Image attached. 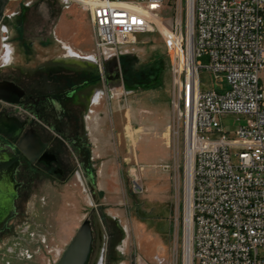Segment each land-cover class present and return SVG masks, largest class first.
Returning <instances> with one entry per match:
<instances>
[{"label": "rangeland", "instance_id": "374dc122", "mask_svg": "<svg viewBox=\"0 0 264 264\" xmlns=\"http://www.w3.org/2000/svg\"><path fill=\"white\" fill-rule=\"evenodd\" d=\"M165 2L172 5L174 0ZM67 5L64 0H9L8 18L0 25L2 74L17 67L27 70L30 75L25 73L24 79L31 78V84L41 89H55V77L66 70L92 81L76 108L89 141L92 187L76 167L64 183L44 193L46 204L37 201L31 217L42 226L38 240H45L36 243L40 250L36 259L16 263L54 264L82 220L89 218L93 241L88 264H185L186 159L165 41L158 30L148 31L137 34L133 43L98 55L92 48L88 13L74 12ZM57 38L85 54L71 50L68 58L83 60L68 62L66 68L65 63H55V55L65 54ZM11 47L15 57L9 63ZM198 60L206 63L208 57ZM145 73L155 74V79ZM200 80L202 86L209 83L218 90L226 86L224 78H211L204 68ZM237 116L227 113L219 118L233 130L242 121ZM232 160L236 161L233 154ZM2 254L0 248V264H5Z\"/></svg>", "mask_w": 264, "mask_h": 264}, {"label": "built area", "instance_id": "2783aa9c", "mask_svg": "<svg viewBox=\"0 0 264 264\" xmlns=\"http://www.w3.org/2000/svg\"><path fill=\"white\" fill-rule=\"evenodd\" d=\"M64 1L88 13L98 55L148 31L165 41L189 161L190 264H264V0ZM202 68L224 89L202 86ZM227 113L241 115L233 130Z\"/></svg>", "mask_w": 264, "mask_h": 264}, {"label": "flooded vegetation", "instance_id": "af4514ba", "mask_svg": "<svg viewBox=\"0 0 264 264\" xmlns=\"http://www.w3.org/2000/svg\"><path fill=\"white\" fill-rule=\"evenodd\" d=\"M7 18L4 11L2 21ZM5 30L9 32L8 24H5ZM10 49L9 63L15 57L14 48ZM53 60L58 65L65 63V68L70 61L65 55H55ZM25 73L29 74L18 67L12 73L0 72V148L10 153L15 162L13 212L0 229V248H3L5 264H10V260L11 264H17V260L32 261L38 255L40 250L36 243L45 238L38 240V230L42 226L35 224L31 216L36 213L32 209L37 201L42 206L46 204L44 193L55 190L78 168L86 184L92 187L89 141L85 123L76 112L84 102V93L92 87V81L87 80V87L83 88L80 76L67 74L66 70L55 77V89H41L31 84V78L24 79ZM20 143L26 145L29 153L20 147ZM84 151L87 153L83 154ZM30 225L34 229H29Z\"/></svg>", "mask_w": 264, "mask_h": 264}, {"label": "water", "instance_id": "95a60500", "mask_svg": "<svg viewBox=\"0 0 264 264\" xmlns=\"http://www.w3.org/2000/svg\"><path fill=\"white\" fill-rule=\"evenodd\" d=\"M9 0H0V22ZM20 147L29 153L25 144ZM15 162L10 153L0 148V229L13 212L15 183L12 177ZM93 231L89 218H84L65 245L54 264H88L92 252Z\"/></svg>", "mask_w": 264, "mask_h": 264}, {"label": "bare ground", "instance_id": "6f19581e", "mask_svg": "<svg viewBox=\"0 0 264 264\" xmlns=\"http://www.w3.org/2000/svg\"><path fill=\"white\" fill-rule=\"evenodd\" d=\"M6 8V7H5ZM2 21V20H1ZM1 24V22H0ZM160 27L162 29H164V27L162 25H160ZM82 58V57H81ZM99 98V95H96L95 98L93 99V102L96 103L98 102V99ZM186 185H187V182H188V179H189V161L186 160ZM187 190L189 192V188L187 189L186 188V200H187V197H188V193H187ZM189 226H190V209H189V205L188 203L186 202V208H185V229H187V237H186V241H185V264H190L191 263V260H190V254H189V250H190V244H189Z\"/></svg>", "mask_w": 264, "mask_h": 264}, {"label": "crops", "instance_id": "0c3cea01", "mask_svg": "<svg viewBox=\"0 0 264 264\" xmlns=\"http://www.w3.org/2000/svg\"><path fill=\"white\" fill-rule=\"evenodd\" d=\"M67 7H70V9L72 10V11H74V12H84L85 10H83L82 8H80L79 6H77V5H74V3H70V4H68L67 5ZM86 12V11H85ZM61 43H62V47L64 48V51H65V57H66V59H68V60H70V61H68V62H81L83 59L82 58H79V57H76V56H69V58H68V56H67V54L68 55H70V51L72 50V51H76V52H78L79 53V55L81 56H83V55H85V54H83V52L82 51H79V50H77V49H74V47L71 45V44H68L67 43V41H63V39H62V41L59 39V38H57ZM92 43H93V41H92ZM92 48H93V46H92ZM81 74V73H80ZM80 79L82 80V85H83V88H85V86H86V84H87V80H84V76H83V74L80 76ZM87 87V86H86Z\"/></svg>", "mask_w": 264, "mask_h": 264}, {"label": "trees", "instance_id": "16d2710c", "mask_svg": "<svg viewBox=\"0 0 264 264\" xmlns=\"http://www.w3.org/2000/svg\"><path fill=\"white\" fill-rule=\"evenodd\" d=\"M158 61V60H157ZM154 63H156V60L154 61ZM143 76H146L147 78L149 77V79L151 78V77H153L154 79H155V74H153V73H145ZM156 77H157V75H156ZM141 78L139 77V79H138V84H140V83H142V81L140 80ZM154 79L152 80V84H154L155 83V81H154ZM141 81V82H140Z\"/></svg>", "mask_w": 264, "mask_h": 264}]
</instances>
